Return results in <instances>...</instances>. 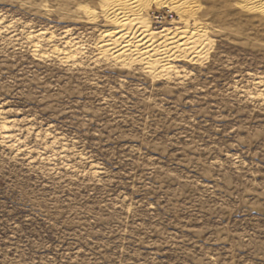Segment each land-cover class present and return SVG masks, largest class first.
Wrapping results in <instances>:
<instances>
[{"label": "rangeland", "instance_id": "374dc122", "mask_svg": "<svg viewBox=\"0 0 264 264\" xmlns=\"http://www.w3.org/2000/svg\"><path fill=\"white\" fill-rule=\"evenodd\" d=\"M196 2L152 74L102 0H0V264H264V5Z\"/></svg>", "mask_w": 264, "mask_h": 264}, {"label": "bare ground", "instance_id": "6f19581e", "mask_svg": "<svg viewBox=\"0 0 264 264\" xmlns=\"http://www.w3.org/2000/svg\"><path fill=\"white\" fill-rule=\"evenodd\" d=\"M252 1L264 5V0ZM147 3L174 12L181 21L179 27L155 33L147 19ZM196 3V0H102L106 18L118 28L102 34L100 49L123 63L138 61L152 74L169 71L170 61L177 54L194 53L200 48L202 30L192 27L186 18L195 11Z\"/></svg>", "mask_w": 264, "mask_h": 264}]
</instances>
